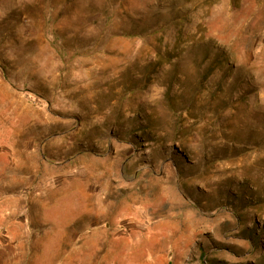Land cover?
I'll list each match as a JSON object with an SVG mask.
<instances>
[{
  "label": "rangeland",
  "instance_id": "374dc122",
  "mask_svg": "<svg viewBox=\"0 0 264 264\" xmlns=\"http://www.w3.org/2000/svg\"><path fill=\"white\" fill-rule=\"evenodd\" d=\"M0 264H264V0H0Z\"/></svg>",
  "mask_w": 264,
  "mask_h": 264
},
{
  "label": "bare ground",
  "instance_id": "6f19581e",
  "mask_svg": "<svg viewBox=\"0 0 264 264\" xmlns=\"http://www.w3.org/2000/svg\"><path fill=\"white\" fill-rule=\"evenodd\" d=\"M238 161H239V160H238ZM242 162H243V161H242ZM262 162H263V161H262ZM241 164H242V163H241ZM247 164H248V163H247ZM251 165H252V163H251ZM237 166H240V165L237 164ZM242 167H243V166H242ZM246 167H247V166H246ZM251 169H252V168H251ZM245 170H246V169H245ZM238 178H239V177H238Z\"/></svg>",
  "mask_w": 264,
  "mask_h": 264
}]
</instances>
